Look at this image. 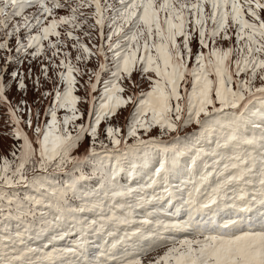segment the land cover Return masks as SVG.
I'll use <instances>...</instances> for the list:
<instances>
[{
	"label": "snow or ice",
	"instance_id": "snow-or-ice-1",
	"mask_svg": "<svg viewBox=\"0 0 264 264\" xmlns=\"http://www.w3.org/2000/svg\"><path fill=\"white\" fill-rule=\"evenodd\" d=\"M0 118V264H264V0H0Z\"/></svg>",
	"mask_w": 264,
	"mask_h": 264
},
{
	"label": "rangeland",
	"instance_id": "rangeland-1",
	"mask_svg": "<svg viewBox=\"0 0 264 264\" xmlns=\"http://www.w3.org/2000/svg\"><path fill=\"white\" fill-rule=\"evenodd\" d=\"M28 98L33 99L34 98L33 94L30 93ZM121 123H123V117H121ZM5 130H6V126L4 125V121L2 118H0V132H3ZM10 143L11 141H9L6 137L0 136V153L6 154Z\"/></svg>",
	"mask_w": 264,
	"mask_h": 264
}]
</instances>
